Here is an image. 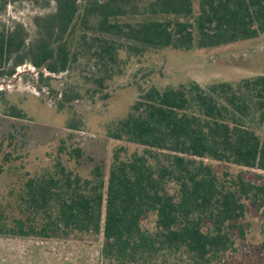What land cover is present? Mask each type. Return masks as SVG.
Listing matches in <instances>:
<instances>
[{
  "label": "trees",
  "instance_id": "16d2710c",
  "mask_svg": "<svg viewBox=\"0 0 264 264\" xmlns=\"http://www.w3.org/2000/svg\"><path fill=\"white\" fill-rule=\"evenodd\" d=\"M52 2V12L34 17L33 35L18 22L0 27V78L28 64L61 75L84 62L96 69L97 94L123 74V53L139 58L167 48L213 49L264 35V0L46 5ZM11 3L39 0H0V12ZM74 94L64 99L73 101ZM10 115L27 118L16 108ZM108 136L138 150L125 159L117 154L108 178L100 167L87 178L61 165L56 175L30 178L17 197V214L0 209V235L102 238L100 264H221L235 249V232L244 234L239 222L246 203L264 208V183L220 176L205 162L264 172V75L151 87L109 126ZM74 152L81 157L80 149ZM150 215L153 229L143 225Z\"/></svg>",
  "mask_w": 264,
  "mask_h": 264
},
{
  "label": "rangeland",
  "instance_id": "374dc122",
  "mask_svg": "<svg viewBox=\"0 0 264 264\" xmlns=\"http://www.w3.org/2000/svg\"><path fill=\"white\" fill-rule=\"evenodd\" d=\"M47 1L50 0L11 3L4 13L0 12V27L18 22L33 35L34 17L53 10L54 3L47 6ZM121 59L125 62L123 74L97 94L92 81L96 69L84 62L61 75L43 70L44 77H51L47 80L27 75L28 70H34L30 65L17 68L10 79L0 78V209L6 215L17 214V197L24 183L33 177L58 174V165L87 178L100 167L108 178L117 154L125 159L138 150L132 144L110 138L108 128L128 114L142 91L190 82L202 86L234 83L263 76L264 35L213 49L167 48L152 50L139 58L123 53ZM72 92L78 93L77 97L67 102L64 95L76 96ZM13 108L20 109L27 118L12 117ZM76 149L81 150V157H77ZM205 162L220 176L241 175L247 181L264 183L263 171ZM246 207L245 217L239 222L244 234L235 232V249L221 264H264V208L251 202ZM143 225L153 229L155 217L145 218ZM101 243L102 238L93 236L40 239L0 235V264H100Z\"/></svg>",
  "mask_w": 264,
  "mask_h": 264
},
{
  "label": "flooded vegetation",
  "instance_id": "af4514ba",
  "mask_svg": "<svg viewBox=\"0 0 264 264\" xmlns=\"http://www.w3.org/2000/svg\"><path fill=\"white\" fill-rule=\"evenodd\" d=\"M24 66H26V65H24ZM30 66L33 67L32 65H30ZM33 68L35 71L34 70L33 71L28 70L26 72L27 75H31L33 79H35V78H37L38 80H39V78L41 79L42 74H44L43 70H45V69H36L35 67H33ZM34 75H36V76H34ZM6 79H10V78H6Z\"/></svg>",
  "mask_w": 264,
  "mask_h": 264
},
{
  "label": "water",
  "instance_id": "95a60500",
  "mask_svg": "<svg viewBox=\"0 0 264 264\" xmlns=\"http://www.w3.org/2000/svg\"><path fill=\"white\" fill-rule=\"evenodd\" d=\"M32 69H34V68L32 67ZM3 86H4V84H3Z\"/></svg>",
  "mask_w": 264,
  "mask_h": 264
}]
</instances>
